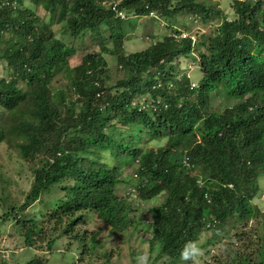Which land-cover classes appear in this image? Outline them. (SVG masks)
I'll use <instances>...</instances> for the list:
<instances>
[{
  "label": "trees",
  "instance_id": "trees-1",
  "mask_svg": "<svg viewBox=\"0 0 264 264\" xmlns=\"http://www.w3.org/2000/svg\"><path fill=\"white\" fill-rule=\"evenodd\" d=\"M230 4L228 19L197 0H123L120 19L95 0H0V144L19 149L18 169L34 167L19 208H3L0 177V233L10 224L14 238L11 249L0 246V264H49L50 254L72 247L77 263L137 264L146 256L148 264H194L180 258L185 245L203 234L212 244L229 223L224 263L264 264L263 201L255 202L264 191V0ZM152 11L171 28L183 12L218 24L205 37L195 32L194 43L168 35L125 54L126 29H135L129 16ZM60 24L61 38L52 28ZM61 32L91 42L74 68L75 50ZM191 53L202 70L197 89L177 71ZM118 73L124 77L107 85ZM212 96L236 102L216 112ZM42 196L47 208L27 215ZM104 230L122 235L125 248L99 258ZM232 239L257 247L242 255L248 249L234 251ZM131 241L143 249L134 252Z\"/></svg>",
  "mask_w": 264,
  "mask_h": 264
},
{
  "label": "rangeland",
  "instance_id": "rangeland-1",
  "mask_svg": "<svg viewBox=\"0 0 264 264\" xmlns=\"http://www.w3.org/2000/svg\"><path fill=\"white\" fill-rule=\"evenodd\" d=\"M198 2L204 4L207 7H213L217 9H222V11L227 12L225 14L229 15L230 13V8L229 5L231 6L230 2L231 0H197ZM37 13L39 14L40 17H44L45 13L44 11L36 7L35 8ZM192 15H186L184 12L180 13L177 15V23L178 26L175 27L177 30H183L188 33H186L189 36H193L195 32H200L201 33V38L207 36L211 31H214L217 28V21L211 20L207 22L206 24H200L199 22H195L196 20L192 19ZM230 18V15L228 16V19ZM192 20V22H191ZM128 21L131 23V25L136 26L139 24V27L134 31V30H128L126 29V34L131 35L130 39L126 41V47H125V54H129L131 52L135 51H140L145 49L149 41H147L146 37L150 36L151 38H154V40L161 41L162 38L166 35L164 33H169V28H164L163 26L161 27L160 24H164L165 22L160 19L159 17L157 18H151L147 14L138 17L137 19L134 18L132 19L131 16H129ZM60 25H55L53 26V31L57 32V35L61 38V35L59 34V29ZM64 35V39L62 42L71 48L75 50V53L73 55V59L70 60V67L74 68V66H78L81 63L80 58H82L85 54H87L88 51H84V49H89L92 47L91 42L89 40L82 39L80 37H73L70 35H65V33L61 32ZM172 31L169 33L171 35ZM164 35V36H163ZM105 36H108L107 34ZM194 41V40H192ZM203 41L207 42L205 38ZM208 45V44H207ZM111 47V45H109ZM84 48L83 50H81ZM94 48V49H93ZM89 51H94V52H101L99 48L93 46ZM102 56L104 57L105 61L108 63L109 66H115V59L111 55H108V53H103ZM4 61H1L0 63H3ZM198 64L197 61V56L195 54H190L188 55L187 58L181 59L178 62L179 65V71H181V68H185L186 66H193V70L190 73V76H193V82L196 84L198 80L202 76L201 68ZM4 65L6 66V62H4ZM3 64L0 65L1 67H5ZM3 69V68H2ZM192 69V68H191ZM178 71V72H179ZM2 72H0L1 75ZM113 74L111 78V83L107 82V85L111 84L114 85L117 80H120L124 77L122 73ZM138 100L136 101H142V98H137ZM236 101H227L225 99H221L215 96H212L211 101L209 103L210 108L216 112H221L225 107H230L235 103ZM136 134V133H135ZM164 142H161V145H163ZM19 149L15 146L13 141L11 140H5L2 144H0V177H1V182H5V190H4V197L6 199L3 208L6 209L7 204L9 205H16L17 208H19L23 203H24V197L28 194V192L31 189V186L33 184L34 180V174L33 170L34 167L32 168H23L18 169L17 166V161L16 159L19 158ZM37 164H40L37 162ZM25 166V165H24ZM3 179V180H2ZM133 183V181L131 182ZM1 185V184H0ZM262 183H260V186L262 187ZM3 186V185H2ZM125 186L121 185L119 186V190H122ZM2 187L0 188V190ZM128 191V188H127ZM1 196V193H0ZM1 198V197H0ZM255 202H259L260 200H263V206H264V195L260 196L258 199H255ZM43 201V203H41ZM1 203V202H0ZM157 199H154L150 204L156 205ZM47 200L43 196L38 200L37 203L31 205L26 211L27 215L33 212H40L41 210H45L47 208ZM261 211H264V208L262 205L259 207ZM25 211V213H26ZM3 213V209L0 206V215ZM24 213V215H25ZM257 219L256 220H251L248 224L244 226V230L248 231L249 229L253 228L257 224ZM231 223L226 224L223 226L221 230V234L216 238V242H213L212 244H206L205 240L206 238L210 237L209 234H203L199 241L195 244L199 246L203 250V255L198 258L199 264H226L224 263V259L226 258V254L228 249V243L230 237L233 236V231L231 229ZM10 224L7 225V229L5 232L0 233V246L6 247V249H11L12 242L14 241V238H8L10 231ZM88 230L89 232L93 229L92 225L86 226L85 230ZM105 233H103L104 237V242L103 244L105 245L106 249L105 251L101 252L99 255L100 257H105L106 253L108 252H116V247L125 248L123 243L125 242V238L122 235H116V236H110L107 230H104ZM247 238H251V234L249 232H246ZM145 237V236H144ZM147 238V236H146ZM112 242H114V246L112 245ZM250 242L251 244H249ZM132 245L134 244V241H131ZM230 243L234 244V251L239 250L240 247H243L242 249H248L245 251L242 255H247L249 253H253V251L257 247V242L255 240L251 241H246V243H239L238 241L231 240ZM247 247V248H244ZM143 249V246H137L135 243L132 250L136 252V250ZM16 255L20 257H24L23 254H19L21 252V248L15 249L14 250ZM77 251L76 247H72L70 250L64 251L63 253H52L48 256L49 264L52 262L54 264H85L86 260L83 259L81 262L77 263V256L75 255L74 260L72 256V252ZM97 252H100V249H96ZM46 256V255H45ZM3 257L4 258H9L10 257V252H3ZM114 258V255H113ZM104 258H101V260L97 261V264L102 263V260ZM163 260H160L159 262H155V264L161 263ZM186 262V261H185ZM12 264L14 262L12 261ZM124 264V262H123Z\"/></svg>",
  "mask_w": 264,
  "mask_h": 264
},
{
  "label": "clouds",
  "instance_id": "clouds-1",
  "mask_svg": "<svg viewBox=\"0 0 264 264\" xmlns=\"http://www.w3.org/2000/svg\"><path fill=\"white\" fill-rule=\"evenodd\" d=\"M97 3H99L102 7H105L106 9L107 8H110L111 10H113L115 13H116V15L118 16V17H120V19H124L125 18V11H126V9L125 10H119L118 9V7H119V5L121 4V2L123 1V0H95ZM112 6V7H111ZM149 17H151V18H157V17H159L160 19H162V17H160L156 12H149L148 14H147ZM138 17H140V16H132V19L134 20V18L135 19H137ZM165 23L164 24H160V26L162 27H164V28H169V31L171 32L172 31V33H171V35H173V36H176L178 39H186V38H190L191 39V41L192 40H194V41H192L193 43L195 42V37L194 36H189L190 35V33H189V35H187L186 33H188V32H186V31H183V30H177L175 27H172L171 28V26H169V24H168V22L165 20V19H162ZM195 22H197V21H195ZM198 23V22H197ZM135 26V29H134V31L139 27V24L136 26V24L134 25ZM178 26V25H177ZM176 26V27H177ZM173 31H178L179 32V34L178 35H175L174 34V32ZM169 32V33H170ZM169 33H164V35H166V36H168L169 35ZM163 35V36H164ZM165 37V36H164ZM146 39H147V41H149V44H148V46H151V45H153L155 42H157V40H154V38H151L150 36H147L146 37ZM147 46V47H148ZM144 50V49H143ZM191 54H193V53H191ZM190 55V54H189ZM196 55V54H195ZM188 57V56H187ZM186 57V58H187ZM183 59H185V58H183ZM180 60H178L176 63H177V71H179V65H178V62H179ZM197 61H198V58H197ZM1 62V61H0ZM4 63V62H3ZM3 63H0V65L1 64H3ZM197 65H199V64H197ZM192 68V69H191ZM201 68V67H200ZM1 69H2V67H1ZM1 69H0V72H1ZM181 71H179L180 72V76L183 74V73H185V77L189 80V83H190V88L191 89H197L198 88V83H199V80L201 79H199L198 80V82L195 84L193 81V76L191 77L190 76V73H191V71L193 70V66L191 67V66H186L185 68H181L180 69ZM201 72H202V70H201ZM192 74V73H191ZM202 77V76H201ZM136 101H135V104L134 105H136ZM140 104H143L142 102L140 103ZM138 107H140L139 105H138ZM141 110V109H140ZM183 165L184 166H187L188 164H187V162L186 161H184L183 162ZM201 179V178H200ZM197 183L200 185V186H202V184H201V181L198 179V181H197ZM262 184H264V183H262ZM228 187H232V185L231 184H229L228 185ZM261 190V189H260ZM261 193H262V195H264V191L263 190H261ZM261 195V196H262ZM205 198H207L206 197V195H205ZM263 201V200H262ZM35 203H37V202H35ZM263 208H264V206H262ZM260 210V209H259ZM261 211V210H260ZM87 232H89L88 230H86ZM102 236V235H101ZM111 236V235H110ZM203 255V250L199 247V246H197V245H195V244H193V243H191V242H189V244H186L185 245V247H184V249H183V251L181 252V260H183V261H189V260H192L193 262H194V264H199V260H198V258L200 257V256H202ZM98 261V260H97ZM97 261L96 262H93V263H91V264H97ZM85 264H87V263H85ZM137 264H148V258L146 257V256H140V257H138L137 258Z\"/></svg>",
  "mask_w": 264,
  "mask_h": 264
}]
</instances>
